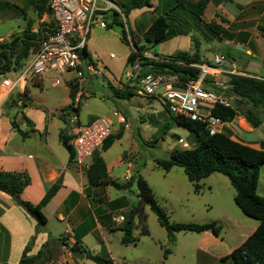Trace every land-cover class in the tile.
<instances>
[{
	"label": "rangeland",
	"instance_id": "1",
	"mask_svg": "<svg viewBox=\"0 0 264 264\" xmlns=\"http://www.w3.org/2000/svg\"><path fill=\"white\" fill-rule=\"evenodd\" d=\"M113 1L120 6H125L131 0ZM164 1L149 0L151 7L133 9L128 15L125 14L121 7L130 37L138 45L144 44L143 32L152 20L161 14V6ZM178 1L187 7L179 11L189 23V34L178 35L158 44L155 50L159 52V57L166 58L170 55L169 53H175L176 51L192 54L194 43L190 39L191 36L199 42L200 58L207 62L210 60L211 63L215 54H223L226 58V64L234 59L236 62L235 68L238 69L241 67L242 60L248 56L245 55L243 48L241 50V46L237 42L244 40V34L247 37L245 41L250 40V37L253 36H251L252 32L256 34L259 32L264 35V23L256 24L253 21L256 16L254 13H257L259 8L258 4H264V0H251L250 2L249 0ZM198 4H210L206 11L204 10L205 8L203 9L199 20L188 13L190 9L198 12ZM218 4L223 5V7L218 8ZM43 22L47 23L48 18L43 15L41 17L37 16L33 6H31V0H0V38L3 37L1 38L3 41L0 42L9 40L27 26L36 32ZM209 22L223 27L224 32L219 36H212L205 27V24ZM251 43L252 39L250 40ZM131 49L132 44L122 39L121 26L112 25L110 28L96 26L92 28L86 43V50L102 75L98 77L87 76L83 84V90L87 96L83 97L79 104L80 121L85 122L89 116H107L113 122V135L124 131L123 138L116 140L106 154L109 157H114L123 152L133 151L132 157H136L134 161L141 168V174L155 193L158 203L166 210L171 222L200 224L215 221L217 224L222 225V234H227L228 230L227 223L224 220L226 219L225 216L241 222L244 219L251 223H256L257 220L247 217L237 207L233 201L234 190L228 179L221 173H212L210 176L200 180L198 182L199 188L196 192L181 167L174 166L171 170L165 171L156 166L155 159L168 157L172 150L193 147L195 143L194 134L169 117L163 105L164 101L157 96L137 95L134 90L133 95L128 98L115 96L113 88L120 90V92H123L122 90L125 88L132 89L131 81L126 77V72L129 70L126 58ZM72 75L70 72L58 73L50 71L44 74V83L41 90L37 88L31 89L34 91L38 90L46 98L48 96L53 98L51 90H58L54 95L55 101L52 99L51 102L62 103L65 91L61 85L56 88L51 87L52 80H57L60 84L69 85L71 81L68 84L66 81L72 80ZM8 76L11 78L15 77L14 73H10ZM214 82H209L210 87L217 86L219 88ZM7 100H10V103L13 104L11 99L8 98ZM6 107L8 108L9 106ZM114 111L123 114L128 122L126 129L119 125L116 116L113 114ZM7 112L13 111L7 109ZM58 112L61 113V111L54 112V116L57 117ZM59 123L61 125L65 124L60 120ZM69 124L73 125L72 123ZM177 136L182 138L186 145L178 143ZM51 142L56 146L58 144V148L64 151L53 129ZM90 162L91 159L89 160ZM132 187H126L125 190H130V188L134 190L135 185L132 184ZM257 192L261 197H264V166L260 168ZM124 202L126 208L119 213L117 212L116 215L123 216L129 209L131 204H128L126 200ZM139 208H142V206ZM139 211L140 214H144L146 217L145 223L148 234L141 233V217L136 216L133 235L137 239L134 243L125 246L120 243L116 235L110 238L114 257L119 259L118 253L123 252L127 260H140L142 264H154L155 261L158 263V260L162 258L163 249L169 248L173 253L166 264H193L195 250L200 248L209 237L205 238L202 232L182 231L175 233V243L171 245L168 242L165 229L158 224L156 215L148 206L145 205V210L139 209ZM53 233L58 235L56 232ZM94 235L91 234L86 237L87 243L89 240L94 241ZM92 248L96 249L95 247ZM209 263L212 264L211 262ZM86 264L95 263L88 260Z\"/></svg>",
	"mask_w": 264,
	"mask_h": 264
},
{
	"label": "trees",
	"instance_id": "2",
	"mask_svg": "<svg viewBox=\"0 0 264 264\" xmlns=\"http://www.w3.org/2000/svg\"><path fill=\"white\" fill-rule=\"evenodd\" d=\"M126 4L125 6L119 5L126 15L133 9L151 7L149 0H131ZM205 5L206 4H198V12H194L190 9L188 13L197 17L199 20ZM31 6H33L38 17H41L44 13L50 16L48 0H31ZM185 8H187L186 5L178 0H165L161 6V14L156 16L143 32L144 44L138 45L137 42L133 40V49H131L127 55L126 63L131 65L136 58H139L142 73L149 72L151 67H149L148 64H151L153 72L176 74L179 86H183L186 82L195 79L198 74V69L176 63L178 61L186 64L207 62L200 58L199 42L194 40L191 36L190 39L194 43L192 54L176 51L166 58L161 57L163 59H168L167 61H152L142 56V53L150 47L163 43L178 35L189 34V23L179 11ZM105 18L110 21L107 28H110L112 25H119L122 27V39L127 42L125 30L123 29V21L119 14L112 11L109 12ZM41 26L36 32L32 31L30 27L27 26L22 29L20 33L13 35L9 41L0 42V76L9 72L11 68L18 70L22 66L23 61L30 55L31 50L38 44L36 40H41L43 36L54 30V22L52 19H50L48 23L43 22ZM205 27L214 37L224 32L223 27L212 22L206 23ZM83 54L90 57L86 50V46L84 47ZM13 57L14 59H12ZM228 77L229 79L225 84V89L218 88L217 86H213V88L210 87L211 85L209 84L208 87L216 91H223L226 95L233 97L234 100L237 99L238 102L234 101L232 107L215 104L212 108V114L224 122H229L236 115L242 114L250 125L258 127L262 122L264 114V78L236 73L229 74ZM208 79L212 81L211 76H209ZM68 86L70 102L61 109L60 114V118L65 124L67 123L66 116L69 112L75 111L78 113L79 110V106H72L75 89L71 84ZM113 89L115 96L119 98H128L134 93L133 87L132 89L125 88L122 90L123 92L115 88ZM17 96L22 99L19 105L20 107H24L30 100L27 95V89L20 94L15 93L13 96H10L11 102L14 105H16ZM163 105L173 121L184 126L194 134L195 143L191 148L174 149L168 157L155 159L156 166L165 171H169L174 166L181 167L187 179L193 184L194 191L196 192L198 191V182L200 180L208 177L212 173H221L224 175L234 190L233 201L237 207L247 217L257 220L258 224L255 230L239 246L234 248L229 254L221 257L220 261H228L230 264H264V197L257 194L260 168L264 165V150L255 149L234 141L222 132L210 135L205 129L204 124L192 121L180 115H174L169 112L165 102ZM10 123L12 128L22 137L25 135L19 130L13 120H11ZM121 135L122 132H118L114 135L111 133L99 148L100 151L108 149L112 143H114L115 139L120 138ZM58 137L61 144L69 153V160H73L74 152L72 147L68 144L70 136H68L64 130H61ZM97 150L92 155L88 167L84 170L90 187L109 184L117 189H125L131 184H134L137 189L138 202L130 205L129 209L123 214V221L119 227L122 231L121 242L123 244L134 243L137 239L133 235V226L136 216H139V218L141 217V233L148 234L145 223L146 217L144 214H140L139 211V209H142L139 207L145 205L156 215L157 222L165 229L168 242L171 245L175 243V233L182 231H193L197 233L210 231L215 236L219 235L220 226L214 221L200 224L171 222L166 210L158 203L153 190L141 176L139 171H135L134 175L122 184L107 179L106 164ZM24 186V181L17 173L0 170V191L12 198L15 196L19 197L21 203L26 206L27 212L36 219L35 234H37L44 231L46 218L41 209L51 197L54 189L49 190L41 201L33 204L20 198V193ZM107 205L113 207L116 205L118 207L126 206L124 200L121 199L107 202ZM99 211L101 212L102 210L98 209V212ZM83 235L84 232L78 235L75 234L74 242L72 243L67 242V239L62 236L59 237L58 240L68 247L74 260L77 258H86L96 264H112L107 257L93 254L87 250L81 242V237ZM34 238L35 236H32L23 249L17 264H43L50 260L52 246H49L47 242H44L36 253H30ZM169 252V248H164L163 257L165 258ZM71 264L77 263L72 262Z\"/></svg>",
	"mask_w": 264,
	"mask_h": 264
},
{
	"label": "crops",
	"instance_id": "3",
	"mask_svg": "<svg viewBox=\"0 0 264 264\" xmlns=\"http://www.w3.org/2000/svg\"><path fill=\"white\" fill-rule=\"evenodd\" d=\"M208 5L210 4L206 5L205 11ZM217 7H223V5L218 4ZM258 7L257 13H254L256 16L253 20L256 24L264 23V4H258ZM43 16L47 17L48 21L51 19L46 13ZM244 35V40L237 43L241 46V50L243 48L245 55L248 57L242 60L241 67L238 69L235 68L236 62L234 59L230 60L228 64L224 62L225 64L223 63L220 67V73L214 72L210 75L217 84L225 86L229 79L228 75L232 73L264 78V35L259 32L257 34L252 32L251 36H253L250 37V40L252 39L251 44L250 40L245 41L247 37L246 34ZM1 38L0 41H3ZM157 46L150 47L144 52L149 55H159V52L155 50ZM31 52L30 55L32 54ZM169 54L171 55L173 52ZM208 63L211 64L210 60H208ZM15 71L17 70L11 68L9 72L1 75L0 84L3 76H8V74H12ZM43 77L44 74L31 77L26 81L24 90L27 89V95L30 100L24 107L11 104L10 100H7L9 104L6 101L3 105V115L0 116V170L13 171L22 178L25 186L20 193V198L30 203H38L49 190H54L41 209L46 218L44 231L37 234H35L37 223L35 217L18 206L12 197L0 191V264H17L23 249L32 236H35V238L31 245L30 253H36L41 245L47 242L49 246H52L51 258L43 264H60L67 256L58 238L61 236L65 237L67 242L72 243L74 242V235L83 232L84 235L81 237L82 245L91 253L107 257L112 264H142L140 260L130 261L125 259L123 252L118 253L119 259L114 257L110 242V238L113 235L119 238L122 245L127 246L131 243L123 244L121 242L122 231L119 229L121 223L115 221V217L118 216L116 213L126 207L107 205V202L117 199L126 200L131 205L137 203L136 187L132 190L131 184L129 187L132 188L125 190L117 189L109 184L98 187H90L88 185L84 171L85 167L82 168L77 165L74 159L69 160V153L58 137L61 130H64L70 136L71 125L68 120L66 124L61 125L59 123V120L62 121L60 118L61 113L58 112L57 117L54 116V112L61 111L63 107L69 104V86L60 84L57 80H52L51 87L56 88L61 85L65 95L62 103L51 102L52 99L55 101L54 95L58 90H51L53 98H49V96L46 98L38 90L34 91L31 89L37 88L41 90L44 83ZM70 81L72 80L69 79L66 83L68 84ZM0 91H3L1 85ZM14 94L13 92L11 96ZM6 106L9 107L7 108ZM7 109L13 112H7ZM77 116L80 124L87 123L95 118V116H89L85 122H81L79 111ZM11 120L25 134L23 137L12 128ZM52 129L55 130L56 138L64 151L58 148V144L57 146L52 144ZM221 132L234 141L255 149L264 150V114L258 127H253L242 114H238L231 121L225 122ZM123 135L124 131L121 137L115 139V141L121 140ZM108 149L99 151L106 164L107 179L122 184L133 176L135 171H139L141 174V168L134 161L136 157H132L133 151L109 157L106 154ZM141 176L143 177L142 174ZM98 209L102 211L98 212ZM142 210H145V206H142ZM225 217L226 219L224 220L228 227L227 234H222V225L214 221L220 226V233L215 236L208 231L202 232L205 238H209L204 241L200 248L195 250L193 264H210L209 262L212 264L218 262L230 264L228 261H220V258L239 246L255 230L258 224L256 220V223H251L244 219L241 222L229 216ZM53 232L58 235H54ZM91 234H95L93 236L94 241L89 240L87 243L86 237ZM172 253L170 250L164 258L162 252V258L158 260V263L155 261L154 264H166L171 259ZM88 260L86 258L74 260L72 255L70 257V263L86 264Z\"/></svg>",
	"mask_w": 264,
	"mask_h": 264
},
{
	"label": "built area",
	"instance_id": "4",
	"mask_svg": "<svg viewBox=\"0 0 264 264\" xmlns=\"http://www.w3.org/2000/svg\"><path fill=\"white\" fill-rule=\"evenodd\" d=\"M50 17L54 22V30L43 36L38 43V50L26 58L22 66L14 72V78L3 76L0 91V116L3 115V105L11 94H20L24 91L26 81L31 77L41 76L47 72H70L73 74L71 85L75 89L73 107L79 106L83 97L87 96L83 90V84L87 76H101L91 57L84 55L88 36L92 28L98 26L107 28L109 19L105 18L109 12H117L124 23L126 40L133 44L129 29L125 21L123 11L113 0H48ZM133 49V47H132ZM112 56V55H110ZM152 61L168 60L154 54L142 53ZM226 58L223 54H215L211 64L176 62L198 69L197 77L186 82L183 86L178 85L176 74L153 72H141L139 58L129 65L126 77L131 81L137 95H154L162 99L170 113L180 115L192 121L204 124L210 135L219 133L225 124L220 118L212 114L215 104L232 107L234 99L223 91H216L208 84V77L214 73H220V67ZM245 75V74H244ZM214 81L213 79H211ZM217 84L216 82H214ZM219 88L225 86L217 84ZM22 99L17 96L16 104L19 106ZM119 125L128 127L125 117L114 111ZM70 128L68 144L74 152V161L82 168L89 165V160L94 152L99 149L106 138L113 132V122L106 116H96L91 121L80 124L77 112L70 111L66 116ZM178 143L186 145L182 138L178 137ZM115 221L122 222L123 216L119 215ZM63 245V244H62ZM67 257L60 264H71V252L65 245L62 246Z\"/></svg>",
	"mask_w": 264,
	"mask_h": 264
},
{
	"label": "water",
	"instance_id": "5",
	"mask_svg": "<svg viewBox=\"0 0 264 264\" xmlns=\"http://www.w3.org/2000/svg\"><path fill=\"white\" fill-rule=\"evenodd\" d=\"M36 42L37 43H39L40 42V40H36ZM38 48H39V46H38V44L33 48V50H32V54H35L36 53V51L38 50ZM15 57V56H14ZM14 57L12 58V59H14ZM235 102H238V100L237 99H235L234 100ZM13 200L15 201V203L18 205V206H20L22 209H24V210H26L27 211V208H26V206L25 205H23L22 203H21V201H20V199H19V197H17V196H15V197H13Z\"/></svg>",
	"mask_w": 264,
	"mask_h": 264
}]
</instances>
